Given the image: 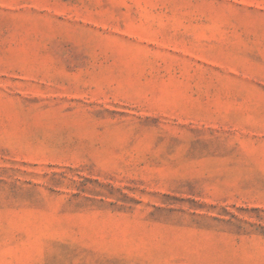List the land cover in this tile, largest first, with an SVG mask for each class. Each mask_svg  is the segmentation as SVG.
<instances>
[{
	"label": "rangeland",
	"instance_id": "1",
	"mask_svg": "<svg viewBox=\"0 0 264 264\" xmlns=\"http://www.w3.org/2000/svg\"><path fill=\"white\" fill-rule=\"evenodd\" d=\"M0 264H264V0H0Z\"/></svg>",
	"mask_w": 264,
	"mask_h": 264
}]
</instances>
